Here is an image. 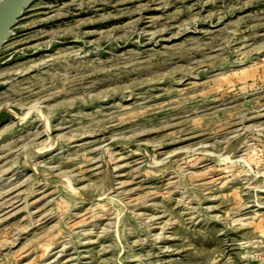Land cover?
I'll use <instances>...</instances> for the list:
<instances>
[{
    "label": "rangeland",
    "instance_id": "obj_1",
    "mask_svg": "<svg viewBox=\"0 0 264 264\" xmlns=\"http://www.w3.org/2000/svg\"><path fill=\"white\" fill-rule=\"evenodd\" d=\"M0 264H264V0H35L0 50Z\"/></svg>",
    "mask_w": 264,
    "mask_h": 264
},
{
    "label": "water",
    "instance_id": "obj_2",
    "mask_svg": "<svg viewBox=\"0 0 264 264\" xmlns=\"http://www.w3.org/2000/svg\"><path fill=\"white\" fill-rule=\"evenodd\" d=\"M35 0H0V50L14 35V28Z\"/></svg>",
    "mask_w": 264,
    "mask_h": 264
},
{
    "label": "bare ground",
    "instance_id": "obj_3",
    "mask_svg": "<svg viewBox=\"0 0 264 264\" xmlns=\"http://www.w3.org/2000/svg\"><path fill=\"white\" fill-rule=\"evenodd\" d=\"M217 178V177H216Z\"/></svg>",
    "mask_w": 264,
    "mask_h": 264
}]
</instances>
